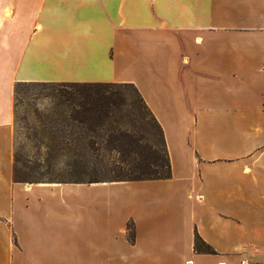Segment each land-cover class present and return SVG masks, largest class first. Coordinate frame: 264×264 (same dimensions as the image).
I'll return each mask as SVG.
<instances>
[{"label":"crops","instance_id":"1","mask_svg":"<svg viewBox=\"0 0 264 264\" xmlns=\"http://www.w3.org/2000/svg\"><path fill=\"white\" fill-rule=\"evenodd\" d=\"M16 82L132 83L171 176L12 181ZM0 264H264V0H0Z\"/></svg>","mask_w":264,"mask_h":264},{"label":"trees","instance_id":"2","mask_svg":"<svg viewBox=\"0 0 264 264\" xmlns=\"http://www.w3.org/2000/svg\"><path fill=\"white\" fill-rule=\"evenodd\" d=\"M19 86L36 90L31 102L20 104L22 116H17ZM38 98L44 100L41 106L34 103ZM13 113L22 129L18 150L13 137L14 182L95 183L171 176L162 129L132 83L16 82ZM127 238L134 241L131 222ZM193 249L214 252L197 233Z\"/></svg>","mask_w":264,"mask_h":264},{"label":"rangeland","instance_id":"3","mask_svg":"<svg viewBox=\"0 0 264 264\" xmlns=\"http://www.w3.org/2000/svg\"><path fill=\"white\" fill-rule=\"evenodd\" d=\"M34 93H36V90L32 87H24V86H19L17 88V92H16V104H17V116H22L23 112H22V107L26 106V103L31 102L32 98L31 96L34 95ZM34 103L37 104L38 106H41L44 103V100L41 98H38L37 100H34ZM20 104L22 105V107L20 106ZM18 121V120H17ZM22 129L20 128L18 122L14 123V140H15V144L17 146V150L20 147L21 143H22V135L21 133ZM23 151L27 150L26 147L22 148ZM99 176H105V174H100Z\"/></svg>","mask_w":264,"mask_h":264}]
</instances>
